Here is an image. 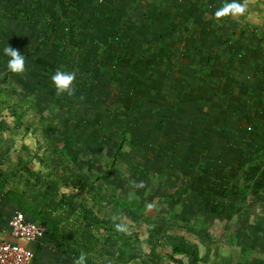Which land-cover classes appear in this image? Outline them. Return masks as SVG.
I'll list each match as a JSON object with an SVG mask.
<instances>
[{
    "label": "rangeland",
    "instance_id": "1",
    "mask_svg": "<svg viewBox=\"0 0 264 264\" xmlns=\"http://www.w3.org/2000/svg\"><path fill=\"white\" fill-rule=\"evenodd\" d=\"M224 6L0 0V172L56 224L72 264L75 252L94 264H264V74L241 82L256 60L232 34L217 46L226 24L237 29L234 14L216 18ZM8 45L22 74L6 67ZM192 45L212 49L201 73ZM132 47L143 61L128 60ZM223 67L221 82L209 70ZM58 69L76 72L73 96L56 95Z\"/></svg>",
    "mask_w": 264,
    "mask_h": 264
},
{
    "label": "crops",
    "instance_id": "2",
    "mask_svg": "<svg viewBox=\"0 0 264 264\" xmlns=\"http://www.w3.org/2000/svg\"><path fill=\"white\" fill-rule=\"evenodd\" d=\"M217 1L222 3V5H226V3H238L244 7V11L242 13L234 14L236 17L228 22V25L230 26L231 24H234V26L237 25L236 31H234L232 27H230L229 30L226 24V27H224L222 31L219 30V32L224 36L232 34L236 38L234 43L238 49V52L236 53L239 55V57L243 56V58H245L250 55L256 60V62H254L255 65L252 67L249 66L248 68L244 69L246 66L244 64L242 73L237 75L241 82L247 79L251 81V77H255L256 73L261 72L264 74V0ZM230 14L231 13L225 15L224 17L228 18L227 16L230 17ZM242 61L245 62L246 60ZM247 62H249V60ZM220 71L224 72L225 67L221 68ZM237 77L234 79L236 86L239 85V80H237ZM224 81L225 80L221 79V82ZM241 86L242 83H240L239 87H236L235 93L239 92L238 90H240ZM254 94L255 95L252 96H258L256 93ZM6 189H12L22 195L19 189H14L11 186L5 187L4 189L0 188V240L11 241L13 243L25 245L31 248L34 251L32 264H72V262L68 260V257L66 256V253L69 252L65 253V249L60 247H64L65 245L56 243V237H53L51 234H45L41 239L33 243L27 242L24 239L14 238L10 235L7 223L12 211L14 209H18V206L12 199H9L4 195ZM56 244L59 246L56 247ZM70 259L75 261L76 256Z\"/></svg>",
    "mask_w": 264,
    "mask_h": 264
},
{
    "label": "trees",
    "instance_id": "3",
    "mask_svg": "<svg viewBox=\"0 0 264 264\" xmlns=\"http://www.w3.org/2000/svg\"><path fill=\"white\" fill-rule=\"evenodd\" d=\"M156 9H158L159 11V13H161L162 12V9H159V7H156ZM186 11H187V9H186ZM186 11H184V12H186ZM189 13H192L193 12V10H189L188 11ZM182 15V13L180 12L179 13V15H175V18L177 19V18H179L180 16ZM189 15V14H188ZM144 16H145V14H144ZM147 17V16H146ZM164 21H167V28L169 29L168 30V34H170V33H172V29H173V26H174V17L172 18V20H164ZM163 21V22H164ZM157 22V21H156ZM158 23H160V22H158ZM51 27V29H52V31H54L55 29H56V27H55V25L53 24V23H51V25H50ZM148 24L147 23H144L143 25H142V27L144 28V30L143 31H141V32H139V34L140 33H143L144 35H143V40L141 41V43H140V45L141 46H145L146 44H148V42L147 41H145V33L147 32V28H148ZM179 27H180V25L178 26V28L176 29V30H178L179 29ZM183 28L181 27V30H182ZM198 30H201V29H199L198 28ZM198 30L196 31V34H198ZM193 34V30L189 33V36L190 35H192ZM162 34V33H161ZM174 34V33H173ZM217 34H219V33H217ZM162 37H164L165 38V36H162ZM154 38H155V36H154ZM197 38H199V40H200V37H197ZM228 40V38L226 37V36H224L222 33H220V37L218 38V42H217V46H219V44L221 43H223V47L225 48V46H226V41ZM155 42L157 43V42H159V40L157 39V40H155ZM225 42V43H224ZM200 43H202L201 41H200ZM192 47L194 48V50L195 51H197V54H200L202 57H200V59L201 60H199V59H194L195 61H194V64H195V62L197 63L196 65H195V70L196 69H199V67H200V73L202 72V70H205V69H203V67L205 68L206 67V65H210L211 64V62H212V59H211V57H210V53H211V51H212V49L210 50V52H209V49L207 48H204V46H199V45H197V46H194V45H192ZM132 50H133V47H132ZM185 50H188V47H186V49ZM191 51V50H190ZM135 49L132 51V52H130L129 53V55L127 56L128 57V60L129 61H131V62H135L136 60H139V61H143L144 59L142 58V56L140 55V54H138L137 53V55H135ZM135 58V59H134ZM134 59V60H133ZM101 61H103V59H101ZM139 61H137V62H139ZM144 63V62H143ZM98 64H100L101 65V63L100 62H98ZM223 70V69H222ZM206 72H207V70H206ZM209 72L210 73H213L214 72V74H215V76H216V78L217 79H219V80H221L222 79V77L224 76V73H223V71H220V69L219 70H217V68H216V71H214V70H209ZM197 80H198V82H200V84H198V86L199 87H201V90H202V88L206 85H204V82H205V80H203L200 76H199V78L197 77ZM184 81V79H178L177 78V80L176 81H174L175 83H177V84H180L179 82H183ZM214 81V80H213ZM204 85V86H203ZM206 88V87H205ZM171 90V89H170ZM172 91L174 92V94L175 93H177V91H175V90H173L172 89ZM209 93V90H208V92H207V94ZM187 98H189L188 97V94H187ZM193 106V102L190 104V106ZM189 106V107H190ZM122 146H123V143H122V141H120V143L118 144V150H120L121 148H122ZM6 186H5V182H4V180L2 179V173L0 172V188L1 189H4ZM4 195L7 197V198H9V199H12L14 202H15V204L19 207V208H22V209H24L29 215H31L32 216V220H34V219H40L41 220V222H42V225L44 224V225H48V227H49V234H51L53 237H56V236H58L57 235V229H56V224L53 222V221H51V220H49V219H46V218H44L43 216H42V212L41 211H38L36 208H34V207H31L30 205H28L26 202V200L23 198V196L21 195V194H19V193H17L16 191H14V190H12V189H6V191H5V193H4ZM120 205H122V206H124V207H126L127 209H129L130 208V206L127 204V203H125V202H120ZM18 208V209H19ZM25 213V212H24ZM25 215H27L26 213H25ZM146 216V218H150L151 216L150 215H145ZM29 217V216H28ZM34 221H36V220H34ZM38 222V221H37ZM39 223V222H38ZM46 234V233H45ZM72 244H74L73 242H72ZM62 247V249H65V246L63 247V246H61ZM178 250V249H177ZM179 252V254H182L183 252H181L180 250L178 251ZM76 253V259L80 256V252H75ZM186 256L187 257H190V258H192L193 259V261L195 262V263H198V262H201V258L199 257V255H198V253H197V251H193V253L191 254V255H188L187 253H186ZM86 264H94V263H92V261H90L87 257H86Z\"/></svg>",
    "mask_w": 264,
    "mask_h": 264
},
{
    "label": "built area",
    "instance_id": "4",
    "mask_svg": "<svg viewBox=\"0 0 264 264\" xmlns=\"http://www.w3.org/2000/svg\"><path fill=\"white\" fill-rule=\"evenodd\" d=\"M9 233L14 238L33 243L45 233L44 225L32 220L20 209H14L8 220ZM34 251L21 244L0 240V264H32Z\"/></svg>",
    "mask_w": 264,
    "mask_h": 264
},
{
    "label": "clouds",
    "instance_id": "5",
    "mask_svg": "<svg viewBox=\"0 0 264 264\" xmlns=\"http://www.w3.org/2000/svg\"><path fill=\"white\" fill-rule=\"evenodd\" d=\"M244 11V7L238 3L227 4L221 9L215 12L216 18L223 17L232 14H239ZM3 53L8 57L6 67L7 69L15 74H22L25 71V57L16 49L10 45L3 49ZM76 79V72H66L63 70H56L54 75L51 76V82L54 86L57 96L67 94L73 96L75 93L74 81ZM83 99V97H81ZM114 223L119 219L117 216L112 217ZM115 230L120 233H126L128 228L123 223H115ZM74 264H86V256L81 253L80 256L74 261Z\"/></svg>",
    "mask_w": 264,
    "mask_h": 264
}]
</instances>
